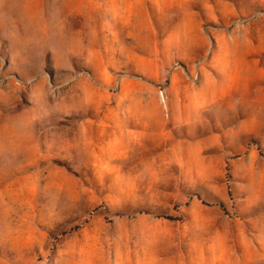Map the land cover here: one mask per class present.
<instances>
[{
    "label": "rangeland",
    "instance_id": "374dc122",
    "mask_svg": "<svg viewBox=\"0 0 264 264\" xmlns=\"http://www.w3.org/2000/svg\"><path fill=\"white\" fill-rule=\"evenodd\" d=\"M111 1L0 0V264H264V0Z\"/></svg>",
    "mask_w": 264,
    "mask_h": 264
},
{
    "label": "crops",
    "instance_id": "0c3cea01",
    "mask_svg": "<svg viewBox=\"0 0 264 264\" xmlns=\"http://www.w3.org/2000/svg\"><path fill=\"white\" fill-rule=\"evenodd\" d=\"M113 1L114 0H112L111 2ZM127 1L130 4V6H126L125 10H123L124 13L123 12L120 13L123 16L125 15L127 16L126 21H123L122 23L123 26L126 27V29L128 30H132V32L149 33V34L155 35L156 31L152 30L151 14H150L149 6H148L149 4L148 1L150 0H127ZM206 1L208 2L209 0H206ZM206 1H204V5L206 4ZM228 1L234 2V0H228ZM191 2L192 0H184V5H179V4L175 5L176 11H182V10L189 11V12L184 13L183 15L182 13L179 12L180 17H178L176 20V28H178L177 32L179 33L182 32L183 34H185V36H188L191 38V41L189 40L188 43L185 44L186 45L185 49L191 54L188 62L191 61L193 58H196V57L200 58L204 54H206L208 52V48H210V43H211V40L208 38L207 33L201 30L200 23L198 24V21H199L198 17L202 16V14L198 11L197 8L194 9V7L191 8V6L189 7V5H187V3L190 4ZM226 2H227L226 0H214L215 5L210 3V1L208 2L209 5L206 8H208L211 12L209 16L210 19L213 18L215 20V19L221 18V17L219 18L217 17L216 12L219 11L220 5L226 4ZM180 3H183V2H180ZM187 15L195 16L191 23L186 22ZM136 21H138V24L136 23ZM169 35H171L172 37H169L168 41L172 42V47H173L175 44V40L180 36H177L178 33L174 31H170ZM244 40H247V38H244ZM234 41L236 42V40ZM248 41L250 43V44L248 43L250 47L244 46V48H242L240 46L237 65L239 66L244 65V64L260 65L261 60L258 58H254L253 56V55H256V49L251 47L253 46V42L252 40H249V39Z\"/></svg>",
    "mask_w": 264,
    "mask_h": 264
}]
</instances>
